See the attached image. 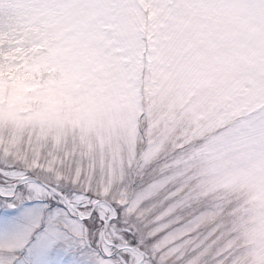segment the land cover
I'll return each instance as SVG.
<instances>
[{
	"label": "snow or ice",
	"instance_id": "1",
	"mask_svg": "<svg viewBox=\"0 0 264 264\" xmlns=\"http://www.w3.org/2000/svg\"><path fill=\"white\" fill-rule=\"evenodd\" d=\"M0 264H264V0H0Z\"/></svg>",
	"mask_w": 264,
	"mask_h": 264
}]
</instances>
